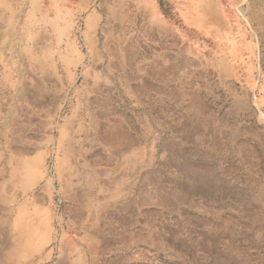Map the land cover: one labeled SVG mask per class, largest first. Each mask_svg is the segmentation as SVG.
<instances>
[{
    "label": "rangeland",
    "instance_id": "obj_1",
    "mask_svg": "<svg viewBox=\"0 0 264 264\" xmlns=\"http://www.w3.org/2000/svg\"><path fill=\"white\" fill-rule=\"evenodd\" d=\"M0 264H264V0H0Z\"/></svg>",
    "mask_w": 264,
    "mask_h": 264
},
{
    "label": "bare ground",
    "instance_id": "obj_2",
    "mask_svg": "<svg viewBox=\"0 0 264 264\" xmlns=\"http://www.w3.org/2000/svg\"><path fill=\"white\" fill-rule=\"evenodd\" d=\"M124 52L126 53V55H128L129 56V61H130V68L132 67V64L135 62V58H137L136 57V51L134 50V48H133V46H132V44L130 43H128L125 47H124ZM138 63V62H137ZM169 66H170V64L168 63L166 66H164L163 67V69H161L160 71H155V72H149L148 74V77H151V78H153V79H155V80H160V78L162 77V76H166V73H167V71H168V69H169ZM126 80H127V82H129L130 84H132V85H137V87H139L140 88V85H139V83L138 82H135V80L134 79H132V78H126ZM167 80V79H166ZM143 87V86H142Z\"/></svg>",
    "mask_w": 264,
    "mask_h": 264
}]
</instances>
